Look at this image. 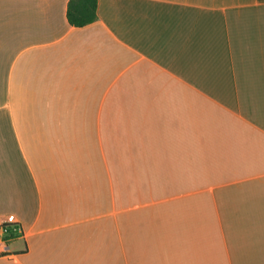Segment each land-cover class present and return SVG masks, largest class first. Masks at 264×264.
Listing matches in <instances>:
<instances>
[{"label": "crops", "instance_id": "1", "mask_svg": "<svg viewBox=\"0 0 264 264\" xmlns=\"http://www.w3.org/2000/svg\"><path fill=\"white\" fill-rule=\"evenodd\" d=\"M0 0V264H264V0Z\"/></svg>", "mask_w": 264, "mask_h": 264}, {"label": "trees", "instance_id": "2", "mask_svg": "<svg viewBox=\"0 0 264 264\" xmlns=\"http://www.w3.org/2000/svg\"><path fill=\"white\" fill-rule=\"evenodd\" d=\"M66 19L70 26L81 28L97 20V0H69Z\"/></svg>", "mask_w": 264, "mask_h": 264}, {"label": "built area", "instance_id": "3", "mask_svg": "<svg viewBox=\"0 0 264 264\" xmlns=\"http://www.w3.org/2000/svg\"><path fill=\"white\" fill-rule=\"evenodd\" d=\"M22 235L21 225L13 216L9 215L0 219V258L9 256L10 245Z\"/></svg>", "mask_w": 264, "mask_h": 264}]
</instances>
